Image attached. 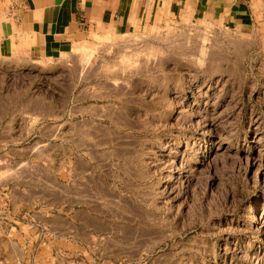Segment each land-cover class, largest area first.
<instances>
[{
    "label": "rangeland",
    "instance_id": "obj_1",
    "mask_svg": "<svg viewBox=\"0 0 264 264\" xmlns=\"http://www.w3.org/2000/svg\"><path fill=\"white\" fill-rule=\"evenodd\" d=\"M0 264H264V19L0 54Z\"/></svg>",
    "mask_w": 264,
    "mask_h": 264
},
{
    "label": "crops",
    "instance_id": "obj_2",
    "mask_svg": "<svg viewBox=\"0 0 264 264\" xmlns=\"http://www.w3.org/2000/svg\"><path fill=\"white\" fill-rule=\"evenodd\" d=\"M10 1L0 23V54L20 62L52 56L93 33L135 31L166 15L244 32L264 19V0ZM74 217L70 220L77 222ZM86 227L92 235V225Z\"/></svg>",
    "mask_w": 264,
    "mask_h": 264
}]
</instances>
